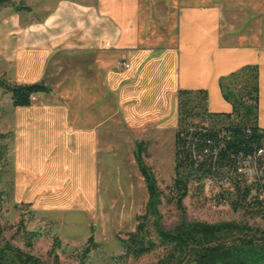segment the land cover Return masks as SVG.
Returning a JSON list of instances; mask_svg holds the SVG:
<instances>
[{
    "label": "crops",
    "instance_id": "obj_1",
    "mask_svg": "<svg viewBox=\"0 0 264 264\" xmlns=\"http://www.w3.org/2000/svg\"><path fill=\"white\" fill-rule=\"evenodd\" d=\"M46 1L40 14L0 7V75L50 90L11 108L27 203L94 200L99 160L110 158L122 124L168 128L179 89L206 90L207 110L227 113L218 80L245 65L258 66L264 128V0H165L162 37L142 12L154 0ZM61 58L67 70L52 79L47 66Z\"/></svg>",
    "mask_w": 264,
    "mask_h": 264
},
{
    "label": "trees",
    "instance_id": "obj_2",
    "mask_svg": "<svg viewBox=\"0 0 264 264\" xmlns=\"http://www.w3.org/2000/svg\"><path fill=\"white\" fill-rule=\"evenodd\" d=\"M8 2L0 0V7ZM28 9L20 5L15 10ZM218 87L223 99L231 105L227 113L207 110L206 90L177 91L174 174L170 187L173 202L180 207L193 186L209 192L215 188L210 198L214 204H228L235 212L264 218V128L258 125V66L245 65L220 77ZM0 88L10 95L13 107H28L35 95L50 91L44 81L17 83L2 75ZM6 138L7 134L0 132L1 166L7 163ZM146 149V143L140 141L135 152L147 191L145 210L138 216L134 230L120 238L124 250L121 257L138 259L162 249L163 255L156 264H264L259 262L264 257V229L259 227L182 219L173 229H165L160 212L162 192L153 171L144 163ZM248 157L252 159L251 177L239 171ZM1 174L0 169V177ZM40 234L27 230L20 218L11 238L18 236L31 247ZM98 245L90 235L79 253L80 262ZM60 247L61 241L55 235L48 254L56 264V251ZM0 264L47 263L5 238L0 224Z\"/></svg>",
    "mask_w": 264,
    "mask_h": 264
},
{
    "label": "rangeland",
    "instance_id": "obj_3",
    "mask_svg": "<svg viewBox=\"0 0 264 264\" xmlns=\"http://www.w3.org/2000/svg\"><path fill=\"white\" fill-rule=\"evenodd\" d=\"M20 5L34 8L40 14L47 1L9 0L5 7L15 10ZM167 5L165 0L142 4V12L145 10L148 14L152 13L155 24L152 31L159 33L160 37L163 29L171 25ZM162 17H166L168 22L162 24ZM66 65L62 58L56 59L49 63L47 71L52 79L55 74L61 78V75H64L63 68L67 70ZM11 108L15 107L11 105L9 95L0 88V132L8 134L4 141L8 147L7 163L0 165V224L4 227L5 238L11 239L13 244L47 264H56L48 254L55 235L61 241V247L56 251L58 264H156L163 255L162 249H157L138 259L121 257L124 250L120 238L134 230L137 218L144 213L147 201L145 183L135 159L136 146L141 140L147 145L144 163L153 171L162 192L160 212L161 224L165 229H173L182 219L207 223L235 222L264 229V218L249 217L242 211L235 212L228 204H214L210 198L215 193V188L209 192L199 191L193 186L180 207L173 202L170 187L174 174V112L168 117L166 129H157L159 124L149 123L147 128L134 127L125 131L122 124L119 136L116 137L111 150L109 149L110 158L106 157L105 152L99 160L94 200L64 204L56 200L27 203L24 200L26 194L20 192L24 180L22 171H16L14 166L15 142L10 131ZM263 122L264 85L260 123ZM19 180L21 183L17 191ZM20 218H23L27 230L41 232L31 247H27L18 236L11 238ZM90 235L99 245L89 253L84 262H80L79 253ZM259 262L264 263V257H261Z\"/></svg>",
    "mask_w": 264,
    "mask_h": 264
},
{
    "label": "built area",
    "instance_id": "obj_4",
    "mask_svg": "<svg viewBox=\"0 0 264 264\" xmlns=\"http://www.w3.org/2000/svg\"><path fill=\"white\" fill-rule=\"evenodd\" d=\"M116 66H122L124 68L128 67V64L124 60L117 62ZM261 153V151H259ZM252 159L250 157L246 158L242 162V167L239 169L240 172H243L246 176L251 177L253 175V169L251 168ZM209 185V182H207Z\"/></svg>",
    "mask_w": 264,
    "mask_h": 264
}]
</instances>
